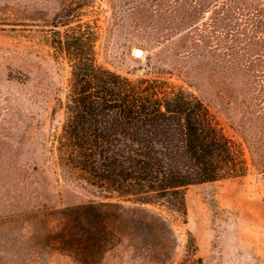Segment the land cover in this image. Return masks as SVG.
<instances>
[{
	"label": "rangeland",
	"instance_id": "rangeland-1",
	"mask_svg": "<svg viewBox=\"0 0 264 264\" xmlns=\"http://www.w3.org/2000/svg\"><path fill=\"white\" fill-rule=\"evenodd\" d=\"M80 55L162 105L201 99L247 171L188 185L187 214L77 179L59 147ZM106 200L128 212L101 259L61 250L63 214ZM0 264H264V0H0Z\"/></svg>",
	"mask_w": 264,
	"mask_h": 264
},
{
	"label": "trees",
	"instance_id": "trees-1",
	"mask_svg": "<svg viewBox=\"0 0 264 264\" xmlns=\"http://www.w3.org/2000/svg\"><path fill=\"white\" fill-rule=\"evenodd\" d=\"M73 74L75 106L61 136L60 162L77 179L105 190V197L160 202L187 214L188 185L247 171L241 143L201 99L172 91L162 105L141 88L125 90L119 75L81 55ZM126 212L121 200L67 210L59 248L87 263L101 259L119 237L115 222Z\"/></svg>",
	"mask_w": 264,
	"mask_h": 264
},
{
	"label": "bare ground",
	"instance_id": "bare-ground-1",
	"mask_svg": "<svg viewBox=\"0 0 264 264\" xmlns=\"http://www.w3.org/2000/svg\"><path fill=\"white\" fill-rule=\"evenodd\" d=\"M138 51H140V53H138V55H141L143 53V51L141 49H138Z\"/></svg>",
	"mask_w": 264,
	"mask_h": 264
},
{
	"label": "water",
	"instance_id": "water-1",
	"mask_svg": "<svg viewBox=\"0 0 264 264\" xmlns=\"http://www.w3.org/2000/svg\"><path fill=\"white\" fill-rule=\"evenodd\" d=\"M137 52L140 53V51H138V49H137L136 53H137ZM138 53H137V54H138Z\"/></svg>",
	"mask_w": 264,
	"mask_h": 264
}]
</instances>
